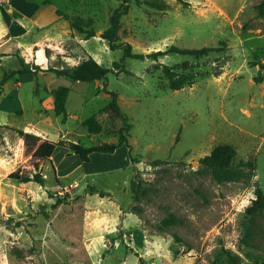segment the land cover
<instances>
[{"label": "rangeland", "instance_id": "374dc122", "mask_svg": "<svg viewBox=\"0 0 264 264\" xmlns=\"http://www.w3.org/2000/svg\"><path fill=\"white\" fill-rule=\"evenodd\" d=\"M20 1L0 0V20L20 36L6 67L19 69L20 57L45 63L36 74L13 75L0 96V264H226L227 250L240 254L242 264H264V216L254 245L241 242L250 221L246 208L258 192L264 196L263 0H129L119 42L134 52L173 45L212 50L124 60L123 49H111L101 36L122 0H27L29 11L36 10L32 17L18 11ZM65 15L96 36L87 39ZM56 51L53 63L46 62ZM90 55L125 70L116 67L92 82L55 71ZM167 68L193 83L171 88ZM5 72L0 67V82ZM61 85L70 87L66 123L54 110L53 90ZM106 90L118 93L133 125L131 150L93 152L84 162L57 146L52 163L36 169L19 129L85 147L119 141L123 121L111 116ZM91 117L100 133L84 126ZM221 143L233 144L238 160L254 162L250 177L219 183L201 164ZM17 169L40 170L45 184L10 178ZM134 178L144 188L139 199ZM89 186L110 196L91 194ZM165 218L176 223L162 228Z\"/></svg>", "mask_w": 264, "mask_h": 264}, {"label": "trees", "instance_id": "16d2710c", "mask_svg": "<svg viewBox=\"0 0 264 264\" xmlns=\"http://www.w3.org/2000/svg\"><path fill=\"white\" fill-rule=\"evenodd\" d=\"M121 6L116 8L113 12L111 18V25L108 27L101 36L107 40L111 49L122 48L124 52L123 60L132 57L138 59H145L146 57H153L154 59L158 58L160 55H166L169 53H179L182 55H195L202 56L209 53L212 48L202 47V48H187L179 47L176 45L171 46L167 50H159L149 54L137 53L133 51V47L129 42H119V30L121 27V17L128 13L129 11V0H122ZM261 9V14L264 12V0L259 5ZM59 16H63L62 12L57 10ZM65 19L70 21L72 28L78 30L81 33H85L87 39L96 36V30L94 28H85L82 20L80 19H70L65 15ZM21 67L17 70H10L4 73L3 79L0 82V96L2 95L4 88L3 85L6 81L15 74H24V73H34L36 74L37 70L40 68L38 64H30L26 62L23 57L19 58ZM125 70V67L122 63L115 62L114 68H107L102 66L93 56H88L86 59L80 63L73 66H66L63 68L55 69L56 73L61 76H65L74 81L82 82H92L97 80L106 79L110 71H113L115 68ZM166 75L170 80V87L175 89H181L185 86L186 83H193L192 76H182V79L176 78L175 72L166 69ZM261 76L256 78L257 82H261ZM108 94L112 96L110 102L111 116L115 118H120L123 121V126L119 129V141L116 143H103L97 146L85 147L79 142L69 141V140H60L53 141L49 138H43L40 135L25 131L22 129L18 130L19 135L24 140L25 145V156L29 160L33 161V165L36 169H39L43 162L52 163V155L57 148V146L68 147L72 153L79 156V158L84 162L90 161V154L93 152H104V153H114L116 149L122 145L129 144V131L132 128V123L129 121V116L125 113L119 103V95L116 91L106 90ZM70 94V87L61 85L53 90L54 95V110L57 115L62 116V122L66 123L69 118V112L67 110L66 104ZM84 126L87 127L89 133L96 134L100 133L103 128L101 124L96 120L95 117H91L84 121ZM132 161H135L132 158ZM201 164L204 165L212 176L216 179L217 182H231L250 177V174L255 169L254 162L250 160H238L237 158V149L233 144L230 143H221L216 145L209 155L201 158ZM10 178L16 179L20 182H30L35 181L41 185L45 184V178L42 175L41 171H36L34 173L28 172L23 169H17L9 174ZM131 189L134 193L136 199L140 198L141 193H143L144 188L142 181L137 179H132ZM87 192L91 194H99L102 197L110 196V193L98 189L95 186H89ZM246 213L250 216V221L248 228L241 239V242L246 245H254V240L256 232L259 229L258 218L264 216V196L258 192L257 198L253 200L252 205L246 208ZM176 223L174 218H165L162 222V228L173 225ZM227 262L226 264H242V257L240 254L227 250Z\"/></svg>", "mask_w": 264, "mask_h": 264}, {"label": "crops", "instance_id": "0c3cea01", "mask_svg": "<svg viewBox=\"0 0 264 264\" xmlns=\"http://www.w3.org/2000/svg\"><path fill=\"white\" fill-rule=\"evenodd\" d=\"M31 3H32L31 1L21 0L19 2V6L16 7V8L18 9V11L21 13L22 16H24V17H32V14H34L36 10L34 9L33 13H32V11H29V9L31 10V8H30V4ZM11 4L13 6V2L12 1H11ZM12 11H13V8H12ZM56 18H57V20L62 19V17L59 16L58 14L56 15ZM9 20L11 22L10 24H12V26H13V22L16 21V19L15 20L13 19V14L9 16ZM17 37H20V36L14 35L13 31H10V29L7 27V25L4 24L0 20V52L3 53V54H7V55H2L0 53V67H2L4 69V72L5 71H10V69H11L9 67H6V65L8 63V62H6V59H8V57H12L13 56V39H16ZM18 47H20V46H18ZM57 53H60V52L59 51L53 52V53H51V56L49 58L46 57L45 58V59H47L46 62L53 63L55 57L57 56ZM40 58H42V56L40 57V54H39V59ZM40 63H45V62H39V60L36 62V64H38V65H40ZM11 70H13V69H11ZM30 74L31 73H25V74H22L20 76H23V75L27 76V75H30ZM7 85H8V81H6V83L3 85V87L5 88Z\"/></svg>", "mask_w": 264, "mask_h": 264}, {"label": "bare ground", "instance_id": "6f19581e", "mask_svg": "<svg viewBox=\"0 0 264 264\" xmlns=\"http://www.w3.org/2000/svg\"><path fill=\"white\" fill-rule=\"evenodd\" d=\"M53 156V155H52Z\"/></svg>", "mask_w": 264, "mask_h": 264}]
</instances>
